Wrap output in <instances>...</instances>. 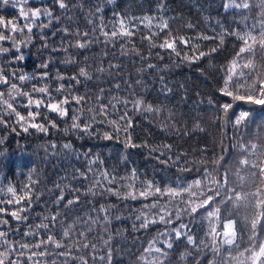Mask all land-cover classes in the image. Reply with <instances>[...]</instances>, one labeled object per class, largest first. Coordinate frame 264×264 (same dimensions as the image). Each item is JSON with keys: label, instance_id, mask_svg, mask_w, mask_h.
I'll return each mask as SVG.
<instances>
[{"label": "trees", "instance_id": "trees-1", "mask_svg": "<svg viewBox=\"0 0 264 264\" xmlns=\"http://www.w3.org/2000/svg\"><path fill=\"white\" fill-rule=\"evenodd\" d=\"M224 2L165 0L167 10L158 13L157 0H115L114 4H108L107 0H69L71 7L67 12L59 9L54 0H28L24 5L25 10L36 6L49 7L59 21L53 20L49 27L44 28L42 25L48 24V18L42 16L32 25L31 33L26 29L22 33H13L0 28L5 35L13 37L0 40V47L8 49L7 52H0V72L7 75L9 81L8 84H0V92L26 120L29 111H38L40 115L34 122L48 127V132L44 133L24 124V127H28L25 132L21 123L17 122L15 112L0 103V139H3L0 144V201L3 203H0V207L9 211L19 207L7 203L12 199L11 193L7 192L9 186L14 187L19 195L25 185L36 181L32 189V203L22 213L28 217L26 221H16L6 214H0V219L8 220V225H0V231L7 232L8 241L4 243L0 240V254H7L0 257L4 259V264H33V260L38 264H81V259L86 260L87 264H106L101 257H105L109 249L112 264H147L155 259L164 260V264H243L247 253L244 257H239V253L258 243L250 240L252 232L245 221V217L249 221L252 218L251 207L221 204L220 198L216 197L215 202L198 208L196 213L185 211L189 202L193 206L199 204L218 187L206 178V170L217 180L227 173V188L235 189V192H253L256 186L264 188V178L257 176L255 181L251 178L255 168L240 169L242 156L238 148L241 143H256L258 148L264 149V106L234 100L220 91L226 77L225 70L242 46L234 35H225L221 44L220 25L229 31H247L245 25L250 26L254 19L260 18L257 8L260 0H250L252 7L249 10L233 9L228 12L222 8ZM97 6L103 11L90 16ZM20 7V3L15 7L0 3V17L23 27L29 21L20 17ZM125 11L136 17L163 15L169 21V29L159 32L149 41L145 37L157 33V21L154 20L151 27L146 26L145 22L137 24L130 42L125 37L117 38L112 43H105L97 29L99 39L90 47H68L69 41L75 44L78 37L66 36L61 29L68 28L72 33L88 32L91 38L93 25L88 22L89 19L98 25L102 16L104 22L109 24L110 31L111 23L118 19L114 13L123 14ZM189 23L193 27H188ZM205 35L210 38L202 39ZM173 37L190 38L187 45L176 44L179 56L171 49L151 46ZM14 41L19 52L13 46ZM213 47L218 50L211 56L206 55L191 62L184 59L198 56L200 51L207 53ZM65 48L67 52L63 50ZM20 54L24 55L22 61L16 59ZM245 56H249L257 68L264 67V51L259 46H256L254 54L245 53ZM69 58L75 63H65ZM44 63L48 64L47 69L40 67ZM148 64L157 67L151 69L147 67ZM110 65L118 67L110 68ZM80 67H86L92 79L80 78V84L70 83L67 77L76 75ZM101 67L105 71L98 72L97 69ZM45 71L49 75L42 79ZM23 74L35 78L20 81L18 77ZM58 74L66 79L58 80ZM161 76L173 88V93L167 97L160 91ZM12 83L18 85L20 92H28L34 100L43 98L45 103L53 98V102H56L68 96L69 91L56 92V88L64 84L72 96L84 97L85 102L65 106L68 116L60 117L43 106L39 109L34 105L28 107V97L17 95L16 91L12 93L15 98H10L8 92ZM181 84L185 86L184 89H180ZM45 85L51 97H42L40 93L33 92V86L39 88ZM240 94H243V89ZM185 96L187 99H182ZM135 99H143L145 104L163 110L136 111L132 104ZM110 102L115 107L109 106ZM224 104L232 105L227 114L222 109ZM100 106L107 107V116L95 111ZM125 111L132 121L128 133L132 142L138 145L135 148L125 147L124 124L120 121ZM242 111L250 112L247 123L234 126ZM74 113L79 115L78 123L82 127L91 125L90 134L71 128ZM93 116L96 117L95 122ZM48 121L54 122L57 127L52 128ZM109 121L118 123L114 126ZM65 129L68 131L65 132ZM105 133L113 138L104 139ZM65 143L71 144L72 148L65 149ZM221 156L223 160L218 161ZM97 157L102 163L92 162ZM250 159L255 162L258 157L252 156ZM238 169L239 176L245 177L243 184L237 175ZM105 172L107 177L103 175ZM80 173H84L86 178L81 177ZM197 180L201 181L200 186L195 185ZM149 183L153 185L151 190L147 188ZM189 185L192 186L191 191L182 192L177 197L154 192L156 187L179 190ZM75 189L79 190L78 193L73 191ZM61 191L65 199L57 204ZM221 191L225 196L232 195L234 198L233 193L224 189ZM129 192H134L136 199L127 196ZM141 192H146V196H141ZM75 195H79L78 203L71 208L65 207L67 200ZM216 207L220 208L222 221H235L237 231L234 245L223 244L222 237L217 238L218 253L213 251L211 237L207 235L209 220L206 209ZM102 208L106 211H102ZM165 212L170 214L171 223L159 222V216ZM57 213V222L44 220L45 216ZM142 213L149 220L156 219L157 223L147 228L140 227L141 221L136 217ZM41 222L49 224V228H37ZM181 224L187 226L185 231L193 236L198 247L181 239L167 250V258L154 251L150 254L145 251L154 239L157 241L155 247H163L166 237L160 233L170 232ZM69 225L74 227L70 237L65 238L63 229ZM30 227L35 235H25ZM222 230V225H218V231ZM81 231L86 239L79 235ZM48 235H52L62 247L46 243L42 248H34L41 240L46 241ZM258 235L259 240L264 241V233L258 232ZM105 241L109 243L106 245ZM82 243L94 244L95 249L84 248ZM21 244L29 247L21 249ZM32 251L37 256L29 260ZM42 251L44 255L41 256L39 253ZM141 256H146L147 262H142Z\"/></svg>", "mask_w": 264, "mask_h": 264}, {"label": "snow or ice", "instance_id": "snow-or-ice-1", "mask_svg": "<svg viewBox=\"0 0 264 264\" xmlns=\"http://www.w3.org/2000/svg\"><path fill=\"white\" fill-rule=\"evenodd\" d=\"M0 3L4 5L12 4L14 7L17 3L21 4L20 7V17L23 18L25 21H29L28 23H25L23 27H19L16 23L11 21H5L4 18L0 17V28L9 29L11 32H24L25 29L31 33L32 31V25L36 23V21L40 17H47L48 18V24L42 25V27L47 28L51 25L53 20L59 21V17H55L53 15V11L49 7H36L34 9L29 8L28 10H25L24 5H27L28 0H0ZM54 3L56 6H58L59 9L64 10L67 12L71 5L69 3V0H54ZM108 4H114L115 0H107ZM252 7L250 0H225V2L222 4V8L225 12H228L230 10H249ZM257 8L260 11V18L254 19L253 23L249 25H245V27L248 29L247 31H229V29L225 28L222 24L220 25L221 31L219 33L220 36V43L223 44V37L225 35H234L237 37L238 40L242 42V46L239 47V50L235 53V59L232 60L231 65L229 68H227L226 71V77L224 78V84L223 87L220 89V91L227 96L233 97L234 100H243L249 104L252 105H259L264 106V67L257 68V66L252 62V60L249 58V56H245V53L248 54H254L256 46H259V48L264 51V0H260V3L257 5ZM167 10V4L165 3V0H157V7L156 11L158 13H163ZM103 11L102 8L99 6L96 7L95 13H90L91 15H97ZM115 16L118 17L117 20L111 23V30L109 31V24H106L103 20V17H99V24L97 25L92 19H89V23L93 25L92 28V36L89 38L88 32H75L72 33L68 28H63L61 31L67 36V35H75L78 37L75 44L71 43L69 41L68 47H75L78 49H86L90 47V45L94 42H96L99 39V36L96 35L97 29L99 30V33L101 36L104 37L105 43H112L117 38H130L135 35L136 26L137 24H142L146 22V26L151 27L153 24V21H157L155 24V27L157 28V33H150L148 37H145V39H148L151 41L155 35H158L159 32H164L165 30L169 29V21L164 18L163 15L158 16H149L145 15L143 17H136V16H130L127 11H125L123 14L114 13ZM245 20L248 19L247 16L244 17ZM71 20V18H69ZM219 23V22H218ZM188 27H193L192 24H188ZM55 35V33H54ZM208 36H203L202 39H209ZM13 39L11 36H7L4 34L3 31H0V40H8ZM29 42L31 40V37L28 38ZM190 38H184V37H173L171 40L166 39L164 42L160 43L159 45L151 44L152 47H160L162 49H171L173 52H176V55L179 56L180 53L176 51V44L177 43H183L185 45L188 44ZM14 47L15 41H14ZM47 47V45H45ZM55 50V49H54ZM65 52H67V48L63 49ZM135 49H133L134 51ZM218 50V48L213 47L210 49L209 52L205 53L203 51L199 52L198 56L194 57H184L185 60L195 61L198 60L200 57L203 56H211L213 53H215ZM8 49L0 47V52H7ZM16 51L19 52V47H16ZM139 55V53H136ZM17 60H24V55L20 54L16 57ZM65 63H75L73 59H67L65 60ZM40 67L47 69L48 64L44 63L41 64ZM111 67H118L116 65H110ZM148 68L154 69L157 66L155 64H148ZM98 72H103L105 69L98 68ZM15 76V73L12 74ZM48 72L45 71L41 78L45 79L48 77ZM34 76H29L27 74L20 75L18 79L20 81L25 80H31L34 79ZM84 78L85 80H91L92 76L89 73V71L86 69V67H80L76 75H73L71 77H67L68 81L75 82V84H80L81 79ZM58 80H64L66 79L62 75H57ZM250 81V83H248ZM8 78L7 75L0 72V84H8ZM160 83H161V93L165 95L166 97L173 93V88L169 87L167 82L165 81L164 77H160ZM119 87V85H117ZM180 89H184L185 86L181 84ZM241 89H243V94H240ZM13 91H16L17 95H22L25 97H28L27 106H35V108L39 109L40 107H46L49 111L57 113L60 117H66L68 116L67 107L70 106L73 102L76 105H81L85 102V98L81 96H72L71 91L69 89H66L64 84H60L58 88H56V92L60 93L63 91H69V95L65 96L64 99L60 101H54L53 99H50L47 103H45V100L43 98L34 100L32 96L28 92H20L18 89V85L16 83L10 84V90L8 92V96L12 99L13 97L12 93ZM33 92L40 93L42 97H51V93L49 92L48 87L45 85L44 87H35L33 86ZM115 99V98H114ZM182 99H187V97H182ZM118 103H127V101H117ZM0 103L7 106V109L11 110L12 112H15L18 123H21V126L23 127V130L25 132L28 131V127H24V124H28V126L35 128L39 132H48V127L45 126V124L42 123H36L34 122L36 120V117L40 115V113L37 111L35 113L29 111L28 113V119L26 120L24 116H21L19 112H16L15 108L11 103H9L8 100L4 99V93L0 92ZM211 103V101H210ZM133 109L136 111H146V112H159L163 109L160 107H154L152 104H145L143 99H135L132 101ZM111 107H115V105H112L111 102L109 104ZM232 107L231 104H224L222 105V109L225 114H227L228 110ZM93 109H89V111H92ZM97 113H103L104 116H107L108 110L105 106H100L95 109ZM250 116L249 111H242L240 112L239 116H237L236 120L234 121V126H240L242 124L247 123L248 118ZM96 117L93 116L92 120L95 122ZM79 115L73 114L72 116V125L71 128L73 130L89 133L91 125L85 124L83 127L78 123ZM120 121L123 122L124 128L123 131L125 132L126 136V142L125 147L126 148H135L138 147L135 143L132 142L131 136L128 133V129L132 127V121L129 119L127 115V111H125L124 114L120 116ZM109 123L113 124L114 126L118 123L117 121H109ZM48 124L52 128H56L57 125L54 122L48 121ZM203 130V129H201ZM65 132L68 131V129L64 130ZM118 134V132H117ZM104 139L111 140L113 137L107 133L103 136ZM3 143V139H0V144ZM55 147V145H53ZM65 149H71L72 145L69 143H65L63 145ZM166 148H171L170 145H165ZM238 148L240 150L242 158L239 160L240 169H247V168H255L256 171L251 173V178L253 181L257 178V176L264 178V166H261L264 164V149L258 148V145L256 143H241L238 145ZM2 155V154H0ZM257 156V161H252L250 157ZM219 160H223V157L221 156L218 158ZM217 161V163H218ZM93 163L99 162L102 163V161H99V158L97 157L95 161H92ZM237 170V175L239 176V171ZM135 174V170H133V175ZM81 177H85L84 173L79 174ZM105 177H107V173H103ZM86 178V177H85ZM206 178L210 180L211 183L218 185V187L215 190H212V195H207L199 204L193 206L191 202H189L188 207L185 209V211H190L191 213H196L198 208H204L206 205H208L210 202H215V198H220L221 204H227L232 203L233 205H241L245 208L251 207L253 209V215L252 218L249 219L245 217L246 225H250V230L252 232V236L250 237V240L252 241H258V243H253L251 247L244 249L243 252L239 253V257H244L245 253H247V256L245 257V261L243 264H264V241L259 240V233H264V188H261L259 186L255 187V191L253 192H235V189L227 188L228 185V174L225 173L221 180H217L211 172H208L206 170ZM31 180V177H29ZM239 179L241 183L243 184L245 177L239 176ZM111 182V181H110ZM36 181H32L30 184L25 185L24 188L21 190V193L18 195L17 190L14 187L9 186L7 188V192L11 193L12 199H9L7 201L8 204H15L18 205L14 210L9 211L8 209L4 207H0V214H6L13 218L16 221H26L28 217L26 215H22L27 210V206L32 203V189L35 185ZM201 181L197 180L195 181L196 186H200ZM59 187V185H57ZM147 188L149 190L153 189V185L149 183L147 185ZM192 186L189 185L187 188H181V189H173L168 188L165 190H162L159 187H156L154 189V192L160 193L161 195L168 194L171 197H177L180 196L182 192H190ZM221 189H224L228 192H231L234 194V198L232 195L225 196ZM74 192L78 193V189L73 190ZM108 191H111V189H108ZM119 195V193H116ZM141 196H146V192H141ZM192 195H195V193H192ZM127 196H130L132 199H136V195L134 192L127 193ZM38 199V197H36ZM65 197L63 195V191H61V195L56 200L57 204H60L62 201H64ZM26 201V204H23L22 202ZM79 201V195H75L73 199L67 200L65 207L71 208L72 206L76 205ZM0 203H3V201H0ZM155 207V205H153ZM102 211H106L105 209H101ZM207 211V218L209 220V232L207 235L211 237L212 240V248L213 251L218 253L219 252V245L216 243L218 237H222V243L228 244V245H234L235 240L237 239V232L235 227V221L232 219H226L225 221H222L220 218V208L216 207L212 210ZM59 213L52 215L50 217L45 216L44 220H49L50 222H57ZM166 216L169 218L166 219ZM143 217V218H142ZM106 219V217H105ZM137 220L141 221L140 227L147 228L150 226V224L157 223L156 219L149 220L147 216H144L142 213L141 215H138L136 217ZM177 219H179V213H177ZM159 222L168 224L171 223V217L170 214L165 212L163 215L159 216ZM0 225H8L7 219H0ZM218 225H222V232L218 231ZM37 228H44L48 229L49 224L41 222V224L36 226ZM74 225H69L67 228L63 229V236L65 238L70 237L71 232L73 230ZM135 227V226H134ZM187 226L181 224L179 227L172 229L170 232L165 231L163 233H160L161 236L166 237L164 241V246L161 248L155 247L156 239H154L152 242H150L148 249L145 251L149 254L153 251L156 253H159L161 257L167 258L168 252L167 250H170L173 248V244L176 241H179L181 239H185L187 241V244L193 245L194 247H198L196 240H194L193 236L188 232L185 231V228ZM36 233L32 231L31 227L29 229V232L25 233V235H35ZM80 236L85 237V233L81 231L79 233ZM7 232L0 231V240H3L4 243H8L7 239ZM86 239V237H85ZM111 237H109V240ZM46 243L54 244L57 248L62 247L60 243H58L52 235H48L45 240H41L40 243H37L34 245V248H42L43 245ZM79 243V241H77ZM109 241H105V244L107 245ZM201 244L203 241L200 242ZM84 248L92 247L95 249V245H89L88 243H82L81 245ZM29 246L27 244H21V249H26ZM23 254V253H21ZM6 253L0 254V257L6 256ZM39 255H44V252H40ZM183 255V254H182ZM37 256V253L35 251H32V254L28 257L29 260H33V257ZM102 260H106V264H112V252L109 249L105 257H101ZM238 259V258H237ZM140 260L142 262H147L146 256H141ZM0 264H4V259L0 258ZM33 264H38V261L33 260ZM81 264H87L86 260L81 259ZM147 264H164V260L162 259H155L151 262H147Z\"/></svg>", "mask_w": 264, "mask_h": 264}, {"label": "rangeland", "instance_id": "rangeland-1", "mask_svg": "<svg viewBox=\"0 0 264 264\" xmlns=\"http://www.w3.org/2000/svg\"><path fill=\"white\" fill-rule=\"evenodd\" d=\"M38 1H39V0H38ZM36 7H41V6H36ZM36 7H35V8H36ZM235 227H236V224H235ZM236 232H237V231H236Z\"/></svg>", "mask_w": 264, "mask_h": 264}, {"label": "bare ground", "instance_id": "bare-ground-1", "mask_svg": "<svg viewBox=\"0 0 264 264\" xmlns=\"http://www.w3.org/2000/svg\"><path fill=\"white\" fill-rule=\"evenodd\" d=\"M38 54V53H37Z\"/></svg>", "mask_w": 264, "mask_h": 264}]
</instances>
